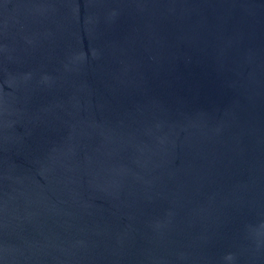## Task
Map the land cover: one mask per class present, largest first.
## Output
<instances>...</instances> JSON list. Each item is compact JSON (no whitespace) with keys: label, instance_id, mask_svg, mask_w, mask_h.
<instances>
[{"label":"water","instance_id":"1","mask_svg":"<svg viewBox=\"0 0 264 264\" xmlns=\"http://www.w3.org/2000/svg\"><path fill=\"white\" fill-rule=\"evenodd\" d=\"M0 264H264V0H0Z\"/></svg>","mask_w":264,"mask_h":264}]
</instances>
